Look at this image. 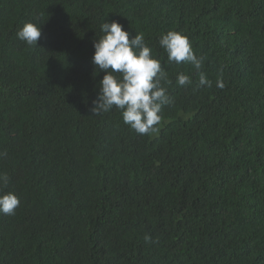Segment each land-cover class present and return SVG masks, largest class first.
<instances>
[{
	"label": "trees",
	"instance_id": "trees-1",
	"mask_svg": "<svg viewBox=\"0 0 264 264\" xmlns=\"http://www.w3.org/2000/svg\"><path fill=\"white\" fill-rule=\"evenodd\" d=\"M105 19L143 33L172 80L156 133L91 112ZM168 31L211 88L167 63ZM0 153L21 201L0 214V264H264V0H0Z\"/></svg>",
	"mask_w": 264,
	"mask_h": 264
},
{
	"label": "clouds",
	"instance_id": "clouds-1",
	"mask_svg": "<svg viewBox=\"0 0 264 264\" xmlns=\"http://www.w3.org/2000/svg\"><path fill=\"white\" fill-rule=\"evenodd\" d=\"M102 35L94 40L92 64L98 72H103L99 82L100 91L94 100L91 112L102 115L114 108L121 111L123 122L139 135H149L159 131L162 111L173 103L165 85H171L165 67L156 58L153 50L145 41L143 33L130 39V33L124 30L118 21L100 25ZM17 38L28 46L37 47L41 37V26L26 23L16 33ZM159 45L167 53V63L191 64L198 73V87H212V81L201 71L203 58L198 57L189 38L178 31H168L159 39ZM177 86L193 83L189 75L177 73ZM216 86L224 87L222 79ZM6 153H0L5 156ZM10 177L0 173V214L15 215L21 201L12 191H8ZM146 243H155L150 235H145Z\"/></svg>",
	"mask_w": 264,
	"mask_h": 264
}]
</instances>
